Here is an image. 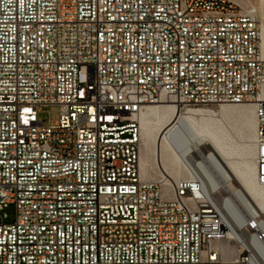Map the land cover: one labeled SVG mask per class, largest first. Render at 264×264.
Returning a JSON list of instances; mask_svg holds the SVG:
<instances>
[{
    "label": "built area",
    "instance_id": "2783aa9c",
    "mask_svg": "<svg viewBox=\"0 0 264 264\" xmlns=\"http://www.w3.org/2000/svg\"><path fill=\"white\" fill-rule=\"evenodd\" d=\"M260 40L230 0H0V264H264L257 207L139 169L148 107L252 104L264 186Z\"/></svg>",
    "mask_w": 264,
    "mask_h": 264
},
{
    "label": "bare ground",
    "instance_id": "6f19581e",
    "mask_svg": "<svg viewBox=\"0 0 264 264\" xmlns=\"http://www.w3.org/2000/svg\"><path fill=\"white\" fill-rule=\"evenodd\" d=\"M262 1L264 2V0ZM260 51L264 58V29L262 32V28ZM246 106H252L255 115L254 105ZM204 115L205 111L195 108L187 109L183 113L174 104L150 106L141 114V131L142 125L149 133L151 126L159 124L162 126L154 152L156 167L163 177L157 180L164 181L166 185L170 183L174 185L177 181L183 180L172 178L170 171L174 165L177 168H184L191 177H199L213 204L222 208L226 221L231 227H235L242 221L239 213L240 203H250L264 213V186L257 181L255 146L253 144V148L250 150L254 159L253 166L248 165L246 171L238 172L225 157L226 149L222 144L218 128L214 124L203 123L202 126L197 124L198 117ZM256 130L255 115L254 140ZM145 166L143 159L139 156V169L142 178L144 176L141 170L144 172ZM218 192L223 195L222 200L216 195ZM233 253V250L229 251L230 256Z\"/></svg>",
    "mask_w": 264,
    "mask_h": 264
},
{
    "label": "rangeland",
    "instance_id": "374dc122",
    "mask_svg": "<svg viewBox=\"0 0 264 264\" xmlns=\"http://www.w3.org/2000/svg\"><path fill=\"white\" fill-rule=\"evenodd\" d=\"M230 1L237 5L241 11L256 15L263 32L264 2L262 0ZM195 109L205 111L206 115L198 117V125L202 126L203 123L214 124L218 128V131H220L221 141L226 149L225 157L235 170L238 172H244L247 170L248 165L253 166L254 159L252 154H250V150L253 148L254 144L255 115L252 106L221 105L211 108ZM59 115V108L55 106H44L37 111L38 120L42 121L46 127L55 125L59 120ZM161 128V124L151 126L149 133V131L142 125L141 131L140 158L143 159V162L146 165L145 171L142 172L141 170V173L144 178L153 181L163 177L156 167L154 152L157 137ZM170 172L172 178L175 180L190 177V174L184 168H177L176 165L173 166ZM8 213L12 219L13 208H10Z\"/></svg>",
    "mask_w": 264,
    "mask_h": 264
}]
</instances>
